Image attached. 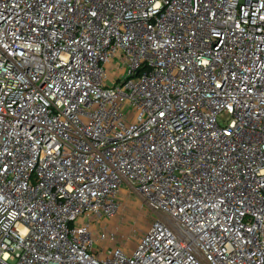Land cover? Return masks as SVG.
Returning <instances> with one entry per match:
<instances>
[{
	"label": "built area",
	"instance_id": "built-area-1",
	"mask_svg": "<svg viewBox=\"0 0 264 264\" xmlns=\"http://www.w3.org/2000/svg\"><path fill=\"white\" fill-rule=\"evenodd\" d=\"M0 264H264V0H0Z\"/></svg>",
	"mask_w": 264,
	"mask_h": 264
},
{
	"label": "rangeland",
	"instance_id": "rangeland-1",
	"mask_svg": "<svg viewBox=\"0 0 264 264\" xmlns=\"http://www.w3.org/2000/svg\"><path fill=\"white\" fill-rule=\"evenodd\" d=\"M126 190L127 196L129 197L123 198L119 212L116 215V220H114L115 224L111 223L110 225H115L117 228H119V240L124 241L129 238L128 242L134 244L135 246L136 240L149 226L151 218H149L150 221L148 223L149 219L144 217L142 213L138 211L137 207H140L141 205L139 197H137L135 192L130 188H127ZM138 221L141 222L139 226L137 225ZM102 229H106V227H101V230Z\"/></svg>",
	"mask_w": 264,
	"mask_h": 264
},
{
	"label": "crops",
	"instance_id": "crops-1",
	"mask_svg": "<svg viewBox=\"0 0 264 264\" xmlns=\"http://www.w3.org/2000/svg\"><path fill=\"white\" fill-rule=\"evenodd\" d=\"M127 189V187H123L122 188V190H121V195L125 198V197H129V196H127V193H126V190Z\"/></svg>",
	"mask_w": 264,
	"mask_h": 264
},
{
	"label": "clouds",
	"instance_id": "clouds-1",
	"mask_svg": "<svg viewBox=\"0 0 264 264\" xmlns=\"http://www.w3.org/2000/svg\"><path fill=\"white\" fill-rule=\"evenodd\" d=\"M4 258H5V259H7V258H8L7 254H5Z\"/></svg>",
	"mask_w": 264,
	"mask_h": 264
}]
</instances>
